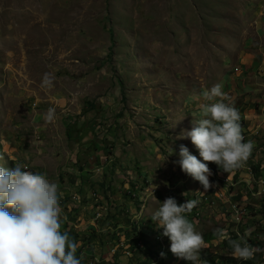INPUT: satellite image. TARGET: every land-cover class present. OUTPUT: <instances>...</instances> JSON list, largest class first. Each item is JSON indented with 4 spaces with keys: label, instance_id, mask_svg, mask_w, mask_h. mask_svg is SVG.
<instances>
[{
    "label": "rangeland",
    "instance_id": "1",
    "mask_svg": "<svg viewBox=\"0 0 264 264\" xmlns=\"http://www.w3.org/2000/svg\"><path fill=\"white\" fill-rule=\"evenodd\" d=\"M218 83L254 147L231 174L209 163L205 192L177 163L181 145L202 160L179 137ZM0 157L58 185L81 264L119 236L132 247L129 234L142 236L132 251L144 264H190L157 243L151 215L168 197L199 201L186 218L205 240L200 258L216 255L206 264H264V0H0ZM218 228L262 251L235 258Z\"/></svg>",
    "mask_w": 264,
    "mask_h": 264
},
{
    "label": "clouds",
    "instance_id": "2",
    "mask_svg": "<svg viewBox=\"0 0 264 264\" xmlns=\"http://www.w3.org/2000/svg\"><path fill=\"white\" fill-rule=\"evenodd\" d=\"M51 86L52 78L45 73L40 87ZM222 87V84H215L196 97L204 101L198 105L203 118L193 123L191 131H183L179 137L190 139L202 160L181 145L177 163L183 173L203 186L205 192L215 187L209 180L213 174L209 163L231 174L244 166L254 147L252 141L244 142L239 111L225 102L228 98ZM44 119L53 122L55 109L49 108ZM155 187L152 185V192ZM60 195L58 185L46 174L28 171L20 163L12 168L0 165V264H81L83 257L76 255L80 243L67 231H61ZM198 203L186 200L178 205L175 198L168 197L151 215L158 228L163 229L157 236V243L164 246L163 238L167 237L171 253L190 264H206L200 258L205 240L186 218V213ZM214 235L220 240L227 239L235 258L247 261L262 251L249 245L243 236L231 239L224 229H216ZM158 254L160 259L164 256L163 251Z\"/></svg>",
    "mask_w": 264,
    "mask_h": 264
},
{
    "label": "crops",
    "instance_id": "3",
    "mask_svg": "<svg viewBox=\"0 0 264 264\" xmlns=\"http://www.w3.org/2000/svg\"><path fill=\"white\" fill-rule=\"evenodd\" d=\"M145 208H146V205L144 206V209L141 212H144ZM101 224H102V226L98 225L95 228V230L99 231L102 228H105V230H107L106 224H104V221H102ZM61 231H64L62 226H61ZM143 233H145V232H143ZM121 234H123V233H121ZM121 234H119V235H121ZM131 236H132V238H131L132 241H135V243L133 244L132 247L129 246V242L123 243L124 246L122 245V243L120 244L119 240L122 239V237L119 236V237H117L116 240L113 241V243L110 240L109 241L110 243L106 244L108 246L106 248V251H104L103 253H101V251L99 249H96V251L94 249H89V250L86 249L85 251H87V252L82 253V255H84L87 258V260L84 259L85 260L84 264L88 260H92V258H93V260L98 259L99 262H101V264H108V263H110V264H144L143 263L144 260H138V258H136V256H138V254H136V253L134 254V251H132L133 249H135V252H138V249L136 250V247H141L140 243L143 241V238L140 234L139 235L137 234V236H135V237L133 235L129 234V236L126 235L125 238L131 237ZM144 245L145 244L143 243V246ZM120 246H123L124 248L122 247L123 249H121ZM113 252L115 254H116V252H118L117 255L119 254L120 256L118 258H115L113 255L114 254ZM90 256H93V257H90ZM100 258H102V260H100ZM218 261L222 262V263L220 262V264H225L223 262V260H220V259L215 260V262H210V263L211 264H218ZM104 262H106V263H104ZM207 262L208 261H206V263ZM146 264H147V261H146Z\"/></svg>",
    "mask_w": 264,
    "mask_h": 264
},
{
    "label": "built area",
    "instance_id": "4",
    "mask_svg": "<svg viewBox=\"0 0 264 264\" xmlns=\"http://www.w3.org/2000/svg\"><path fill=\"white\" fill-rule=\"evenodd\" d=\"M237 218H238V220L241 218V219H243L242 218V216H243V212L242 211H240V212H237ZM160 241L162 240V239H159ZM85 264H99V262L98 261H95V260H88Z\"/></svg>",
    "mask_w": 264,
    "mask_h": 264
},
{
    "label": "trees",
    "instance_id": "5",
    "mask_svg": "<svg viewBox=\"0 0 264 264\" xmlns=\"http://www.w3.org/2000/svg\"><path fill=\"white\" fill-rule=\"evenodd\" d=\"M216 258V255L214 256V255H212V254H209V253H207V254H205V255H201V258L202 259H204L205 261H209L210 259H212V258Z\"/></svg>",
    "mask_w": 264,
    "mask_h": 264
}]
</instances>
